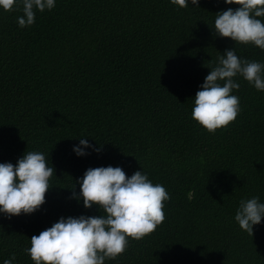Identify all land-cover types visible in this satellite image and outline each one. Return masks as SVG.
<instances>
[{"label": "trees", "instance_id": "1", "mask_svg": "<svg viewBox=\"0 0 264 264\" xmlns=\"http://www.w3.org/2000/svg\"><path fill=\"white\" fill-rule=\"evenodd\" d=\"M200 0H56L20 27L0 8V162L40 151L56 172L32 214H0V264H35L31 237L60 217L102 214L71 198L90 167L141 170L170 194L165 219L105 264H264V221L235 220L242 199L264 202V91L243 76L237 118L215 132L192 118L194 97L226 49L264 63V50L216 35ZM264 19V18H261ZM100 152L77 156L84 138Z\"/></svg>", "mask_w": 264, "mask_h": 264}, {"label": "clouds", "instance_id": "2", "mask_svg": "<svg viewBox=\"0 0 264 264\" xmlns=\"http://www.w3.org/2000/svg\"><path fill=\"white\" fill-rule=\"evenodd\" d=\"M179 7L189 6V0H170ZM199 7L200 0H190ZM229 7L216 13V35L230 37L236 43L254 44L264 50V0H225ZM56 0H0L5 11L14 5L22 6L17 17L20 27L35 23L36 12L51 10ZM243 76L257 90L264 91V63L238 56L234 48L226 49L218 63L211 68L194 97L192 118L208 131L215 132L234 121L240 111L234 89L240 88L235 77ZM100 152L86 137L73 145L77 156ZM55 168L49 165L40 151H27L13 164L0 162V214H32L46 202L51 188L50 178ZM80 191L73 188V199L91 209L94 205L101 215L60 217L51 227L31 237V246L25 251L35 264H105L122 254L129 237L142 239L152 233L165 219L164 202L170 194L159 183H153L141 170L130 177L121 166L88 168L78 181ZM235 220L242 230L253 235L254 226L264 221V202L258 196L242 199ZM13 253L3 264H14Z\"/></svg>", "mask_w": 264, "mask_h": 264}]
</instances>
